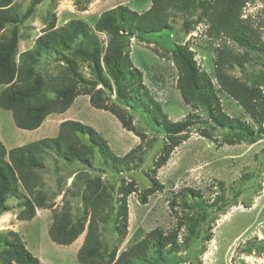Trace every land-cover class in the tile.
Instances as JSON below:
<instances>
[{
  "label": "rangeland",
  "instance_id": "rangeland-1",
  "mask_svg": "<svg viewBox=\"0 0 264 264\" xmlns=\"http://www.w3.org/2000/svg\"><path fill=\"white\" fill-rule=\"evenodd\" d=\"M32 1L13 0V3L20 13H24ZM118 4L142 12L149 8L151 2L38 0L33 14L17 26L19 40L16 60L22 52L33 48L50 14L56 15L57 27L71 19H82L92 27L104 10ZM198 11L171 12L167 29L144 34L135 32L129 40L131 60L143 72L144 84L168 118L178 121L189 113L198 115L195 125L183 132L185 140L172 150L155 175L152 173L153 164L168 139L162 128L154 125L145 112L142 101L129 98L120 106L132 116V123L145 136L143 139L123 128L108 110L91 106L88 95H78L65 112L48 115L35 130L16 127L11 111L0 107V141L7 150L55 136L59 124L64 120H76L93 127L117 156H123L139 143L142 144V157L129 165L105 162L97 147L93 149L91 167L67 161L52 151L47 153L43 167L37 172L41 177L40 189L53 202V207L36 208L35 216L30 220L17 219L20 211L17 199H7L6 203L11 209L1 215L6 216L0 221V233L9 229L16 231L40 264H80L77 250L84 241L85 231L77 241L62 245L49 238L48 226L52 221L53 209L59 210L65 203H69L73 218L82 213L80 193L85 180L95 176L109 185L113 204L121 195L118 193L120 187L134 190L127 196V234L119 245L117 255L153 229H161L164 234L175 232L177 249L167 245L163 249L162 260L156 259L154 251L150 249L145 258L136 259L133 264H264V123L258 125L217 84L214 59L215 47L220 41L208 36L207 24L198 18ZM263 11L264 0H252L245 4L241 12V17L258 29L261 41H264ZM11 27L12 24H6L2 33L9 34ZM97 34L106 45L108 34ZM224 42L238 53H247L252 59V62L244 65L243 70L234 66L231 71L233 75L249 85L256 81L264 90V51L245 49L228 38ZM176 45H186L194 52L197 65L208 73L215 86L223 111L251 125L253 139H242L232 145L223 143V137L231 136L233 130L214 127L202 106L194 109L183 102L176 88L178 70L173 58ZM78 64L81 74L92 79L87 63L78 60ZM62 67L52 54L42 55L35 69L41 74L56 75L63 70ZM104 69L112 82L109 72ZM3 87L0 84V91ZM110 102L118 103L114 84L108 100ZM204 129L210 131L216 140L203 136L201 131ZM85 142L88 143L86 139ZM154 179L162 188L148 196L147 202L142 204L139 196ZM186 188L194 189L196 194L181 198L179 192ZM221 194L224 202L220 199ZM112 226L110 220L100 229L106 247L115 241Z\"/></svg>",
  "mask_w": 264,
  "mask_h": 264
},
{
  "label": "trees",
  "instance_id": "trees-1",
  "mask_svg": "<svg viewBox=\"0 0 264 264\" xmlns=\"http://www.w3.org/2000/svg\"><path fill=\"white\" fill-rule=\"evenodd\" d=\"M250 1L150 0L149 8L142 12L118 4L104 10L92 27L82 19H71L57 27L56 15L52 13L42 33L35 39L33 48L22 52L16 60L17 26L33 14L38 0H33L24 13L18 11L13 0H0V84L4 86L0 91V107L11 111L16 127L35 130L48 115L65 112L78 95H88L91 106L108 110L123 128L143 139L145 136L132 123V116L120 106L129 98L142 101L145 112L154 125L162 128L168 139L153 164L152 173L155 175L172 150L185 140L183 132L195 125L198 115L189 113L178 121L168 118L144 84L143 72L131 60L130 38L135 32L144 34L167 29L171 12L199 10L198 18L207 24L208 36L220 41L215 47L214 59L217 84L258 125H262V85L256 81L249 85L231 72L234 66L243 70L252 59L247 53H238L224 42L228 38L245 49L264 51V41H261L258 29L241 17L242 8ZM6 24H12L9 34L2 33ZM101 32L109 36L106 45L97 34ZM52 54L61 62L63 70L56 75L37 72L35 66L41 56ZM173 58L178 70L176 88L183 102L194 109L202 106L214 127L233 130L232 135L224 136L222 142L232 145L242 139H253L251 125L223 111L215 86L208 73L197 65L194 52L186 45H176ZM78 60L87 63L92 79L81 74ZM113 84L117 104L108 103ZM201 134L216 140L206 129ZM94 147L98 148L103 160L112 165H129L142 157L141 143L123 156H117L99 132L76 120L62 121L53 137H44L9 150L0 141V216L11 209L6 203L11 197L17 199L20 211L16 218L19 220L32 219L36 208H52L53 202L40 189L41 177L37 172L43 167L45 155L52 151L67 161L91 167ZM84 184L80 193L82 213L73 218L69 203H65L59 210L53 209L48 226L49 238L62 245L73 243L85 231L84 241L77 250L80 264H133L136 259L145 258L150 249L156 259L162 260L163 249L167 245L177 249L174 231L164 234L161 229H153L117 255L119 245L127 234V196L134 190L120 187L118 193L121 195L113 204L110 187L99 176L86 179ZM160 188L162 185L154 179L139 196L140 202L146 203L148 196ZM179 194L181 198H186L188 194L196 193L194 189L186 188ZM220 199L223 200L222 194ZM110 220L113 222L115 241L106 247L100 229ZM0 243V264H40L16 231L9 229L0 233Z\"/></svg>",
  "mask_w": 264,
  "mask_h": 264
},
{
  "label": "bare ground",
  "instance_id": "bare-ground-1",
  "mask_svg": "<svg viewBox=\"0 0 264 264\" xmlns=\"http://www.w3.org/2000/svg\"><path fill=\"white\" fill-rule=\"evenodd\" d=\"M6 216V215H5ZM5 216H1V218H0V221H2V219H4L3 217H5ZM80 237V236H79ZM79 237L76 239V241L79 239Z\"/></svg>",
  "mask_w": 264,
  "mask_h": 264
}]
</instances>
